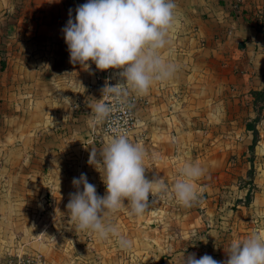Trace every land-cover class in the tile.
<instances>
[{
	"label": "crops",
	"instance_id": "obj_1",
	"mask_svg": "<svg viewBox=\"0 0 264 264\" xmlns=\"http://www.w3.org/2000/svg\"><path fill=\"white\" fill-rule=\"evenodd\" d=\"M87 2L0 0V264L28 254L43 264L225 261L232 242L264 236V104L257 117L251 95L264 88V0H175L161 55L178 71L144 95L119 84L122 69L70 63L62 29ZM106 78L135 98L127 138L147 153L146 177L169 185L143 216L106 217L133 241L126 251L75 231L66 207L81 173L106 194L102 166L88 163L110 143L92 140ZM187 163L204 169L190 208L172 192Z\"/></svg>",
	"mask_w": 264,
	"mask_h": 264
},
{
	"label": "clouds",
	"instance_id": "obj_2",
	"mask_svg": "<svg viewBox=\"0 0 264 264\" xmlns=\"http://www.w3.org/2000/svg\"><path fill=\"white\" fill-rule=\"evenodd\" d=\"M176 8L175 0H88L77 6L74 19L69 11L62 29L70 63L85 70L91 68L89 61L101 71L122 69L119 76L124 82L119 84L138 95L147 94L155 82H166L178 71L175 63L161 55L175 27ZM109 88L115 91L117 85ZM94 111L96 120H101L108 109L98 104ZM146 157L143 147L131 143L125 134L115 136L99 153V159L92 150L88 163L102 166L106 194H97L86 173L73 178L76 191L69 194L66 207L75 231L88 232L100 241L115 239L121 250L132 248L133 241L121 235L106 217L124 208H130V216H143L157 198L168 193L169 185L163 178L146 177ZM179 174L181 178L172 186V192L180 206L190 208L201 198L195 181L204 175V169L187 163ZM226 253L225 261L208 254L197 259L191 253L183 255L182 264H264V236L252 233L242 241H234Z\"/></svg>",
	"mask_w": 264,
	"mask_h": 264
},
{
	"label": "built area",
	"instance_id": "obj_3",
	"mask_svg": "<svg viewBox=\"0 0 264 264\" xmlns=\"http://www.w3.org/2000/svg\"><path fill=\"white\" fill-rule=\"evenodd\" d=\"M110 78L105 79V88L101 104L108 109L107 115L101 119L98 130L93 133L92 140L96 142L109 141L120 134L127 137L134 129L137 118L135 113V98L132 95H125L117 86L113 91L109 87L115 86ZM153 197L149 196L151 203ZM5 264H43L38 255L17 256L14 260H9Z\"/></svg>",
	"mask_w": 264,
	"mask_h": 264
},
{
	"label": "trees",
	"instance_id": "obj_4",
	"mask_svg": "<svg viewBox=\"0 0 264 264\" xmlns=\"http://www.w3.org/2000/svg\"><path fill=\"white\" fill-rule=\"evenodd\" d=\"M251 95L254 99V105H255L254 110H255L256 116L258 117L263 107V104H264V88L259 91L251 92Z\"/></svg>",
	"mask_w": 264,
	"mask_h": 264
}]
</instances>
